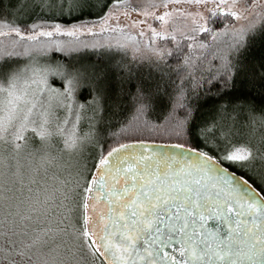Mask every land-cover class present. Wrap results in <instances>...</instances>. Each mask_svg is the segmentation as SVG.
Here are the masks:
<instances>
[{"label":"snow or ice","instance_id":"1","mask_svg":"<svg viewBox=\"0 0 264 264\" xmlns=\"http://www.w3.org/2000/svg\"><path fill=\"white\" fill-rule=\"evenodd\" d=\"M0 264H264V0H0Z\"/></svg>","mask_w":264,"mask_h":264},{"label":"rangeland","instance_id":"2","mask_svg":"<svg viewBox=\"0 0 264 264\" xmlns=\"http://www.w3.org/2000/svg\"><path fill=\"white\" fill-rule=\"evenodd\" d=\"M121 21H123V17H121Z\"/></svg>","mask_w":264,"mask_h":264},{"label":"trees","instance_id":"3","mask_svg":"<svg viewBox=\"0 0 264 264\" xmlns=\"http://www.w3.org/2000/svg\"><path fill=\"white\" fill-rule=\"evenodd\" d=\"M237 175H239V172H237Z\"/></svg>","mask_w":264,"mask_h":264},{"label":"water","instance_id":"4","mask_svg":"<svg viewBox=\"0 0 264 264\" xmlns=\"http://www.w3.org/2000/svg\"><path fill=\"white\" fill-rule=\"evenodd\" d=\"M239 176V175H238ZM211 223V222H210Z\"/></svg>","mask_w":264,"mask_h":264}]
</instances>
